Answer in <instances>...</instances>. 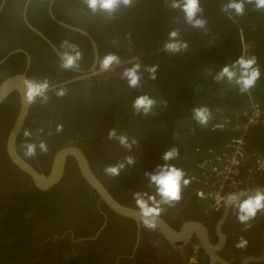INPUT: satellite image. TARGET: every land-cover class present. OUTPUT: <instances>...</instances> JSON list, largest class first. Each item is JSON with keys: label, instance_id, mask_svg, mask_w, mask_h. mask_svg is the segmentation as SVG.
Wrapping results in <instances>:
<instances>
[{"label": "flooded vegetation", "instance_id": "af4514ba", "mask_svg": "<svg viewBox=\"0 0 264 264\" xmlns=\"http://www.w3.org/2000/svg\"><path fill=\"white\" fill-rule=\"evenodd\" d=\"M16 1L7 8L8 15H3L0 19V37L9 48L17 45L22 47L11 48L8 53L18 50L27 56L22 52H15L4 62L21 55L24 60L21 72L28 63L26 79L46 78L49 82L47 102L37 99L36 103L29 106V117H26L17 137L18 139L20 136L18 154L36 171L48 175L57 152L68 147L76 148L83 154L91 173L113 199L138 210L132 193L155 191L149 187L148 178L144 175L149 172L143 167L145 157L133 148L129 150L121 146L115 139H108L112 124V97L123 92L125 84L122 71L135 61L122 69L116 67L79 78L83 74L88 75L91 70L99 71L101 59L111 53L107 21L115 16L117 10L111 15L102 11L93 13L84 0H60L55 6L60 17L57 18L52 8L57 0H54L50 9L51 0H42L30 12L31 22L27 18V10L32 0L25 9V17V0L20 15H16ZM5 3L6 0L0 15ZM58 22L84 31L95 48L84 35L67 29ZM27 23L40 31V34L43 35L44 32L43 36L55 46L59 54L64 51L61 44L65 40L78 45L82 53L79 67L68 70L61 68L57 54ZM139 55L130 52L122 55L120 61L136 60ZM67 81L70 82L65 83ZM59 88L65 89L63 96L56 95ZM57 125H62L63 130L58 132ZM26 130L31 135L25 136ZM40 141L46 142V152L40 150ZM26 143L37 145L32 157L24 155ZM127 156L134 157L135 164L126 165L117 177L105 175L106 166L122 162ZM22 174L23 176L15 175L13 180L1 181L0 194L31 182L27 175ZM247 186L249 184L237 191V194L244 193L242 198L257 190L264 192L261 180ZM43 192H48L53 197V212L31 218L27 239L31 243L30 249H37L40 252L37 258L46 264H61L62 259L91 257L95 258L97 264H186L193 255L198 264H264V212H259L251 221L252 227L245 231L244 225L237 220L235 209L224 205L219 211L209 212L205 202L197 198L195 189L190 184L182 188V199L174 207L165 205L159 217L171 230L178 233L174 238H168L157 227H144L140 221L123 217L108 208L85 181L73 156L65 157L60 180ZM188 223L204 227L207 243L201 241L196 232H188L185 226ZM199 234L203 235L200 231ZM241 236L248 241L244 249L235 247ZM31 252L26 251L29 256ZM248 258L259 260L247 261Z\"/></svg>", "mask_w": 264, "mask_h": 264}, {"label": "trees", "instance_id": "16d2710c", "mask_svg": "<svg viewBox=\"0 0 264 264\" xmlns=\"http://www.w3.org/2000/svg\"><path fill=\"white\" fill-rule=\"evenodd\" d=\"M14 1L6 0L0 19L8 15L6 10ZM39 1L42 3V0H32L28 6L27 18L31 22L30 12ZM23 2L16 1V15H20ZM228 2L200 0L203 12L198 16L206 20L204 28L186 23L181 9L171 7L172 0H132L131 6L118 8L115 16L107 21L111 53L119 58L130 52L139 53L135 63H140L143 73L138 87H129L124 79L123 92L112 97L111 129L116 124L122 127L131 124L141 129L140 133L135 129L124 135L130 143L136 141L132 148L145 157L143 167L149 172L164 163L162 154L168 148L176 146L180 155L169 163L182 168L190 177L208 150L224 151L236 136L232 131L203 130L193 119V108L207 106L212 112L209 124L221 116L233 121L234 112L246 109L250 101L264 103V10L245 0L244 14L236 16L232 10L222 11V6ZM56 3L60 0L53 5V12L60 18L55 11ZM171 30L179 32V40L187 41L186 50L179 53L163 50ZM11 48L22 47L9 48L0 37V59ZM241 55L256 56L262 73L256 86L244 94L236 85L214 79L223 65L231 64ZM15 58L0 65V82L22 71V56ZM151 65H158L155 80L144 71L145 66ZM143 94L157 101L148 115L135 114L132 108L133 100ZM17 108L16 94H10L0 104V184L13 180L15 175L23 176L9 162L4 148ZM244 143L247 165L252 166L256 157H264V124L248 129ZM16 147L20 149V136ZM260 180L264 183V171L247 187ZM52 207L53 197L37 190L31 182L0 194V264H46L37 258L40 253L37 249H30L27 230L32 217L51 214ZM26 251H32L31 256ZM61 264H97V261L94 257L62 259Z\"/></svg>", "mask_w": 264, "mask_h": 264}, {"label": "clouds", "instance_id": "9594fccd", "mask_svg": "<svg viewBox=\"0 0 264 264\" xmlns=\"http://www.w3.org/2000/svg\"><path fill=\"white\" fill-rule=\"evenodd\" d=\"M88 9L93 13L97 11L106 12L108 14L114 13L118 8L123 6H131L132 0H84ZM247 3H254L255 7L264 10V0H247ZM172 8H179L184 13L185 22L194 28H204L206 20L198 16L203 12L200 5V0H172ZM232 10L236 16L244 14L245 0H229V2L222 6V11L229 12ZM231 15V13H230ZM169 39L163 45V50L170 53H179L186 50L188 47L187 41L179 40V32L171 30L168 33ZM61 47L64 51L60 54V67L68 70L74 67H79V61L82 58V53L79 46L65 40ZM120 58L116 54L109 53L105 55L100 63V70L109 69L113 64H120ZM158 65L145 66L144 71L149 73V77L156 79ZM143 73L141 72V65L139 62L132 64L130 67H125L122 71V78L126 79L128 86L136 88L140 84ZM261 68L258 65L256 56L241 55L231 64L223 65L218 72L215 73L214 79L217 82L227 81L229 84H234L238 87L240 93H250L256 86L257 81L261 79ZM24 86L26 88L25 98L29 104L36 103L37 99L41 102H47V90L49 82L45 78L43 80L25 79ZM65 89L59 88L56 95L63 96ZM157 101L149 96L143 94L133 100L132 108L135 114L148 115L156 106ZM193 119L200 126H207L211 119L212 112L207 106H199L192 109ZM58 132L63 130L62 125H57ZM25 136L31 135L27 130L24 132ZM109 140H117L119 144L129 150L132 145L136 143L135 140L129 142V138L124 134H118L116 129H111L108 132ZM39 148L42 152L47 151V144L45 141H40ZM37 145L34 143H26L24 145V155L32 157L35 155ZM180 155L179 149L176 146L168 148L162 154L163 164H159L153 171L145 172L144 175L148 178L149 187L154 188L153 193L147 191H136L132 193L135 205L139 210L140 223L142 226L155 229L158 218L164 211V206L174 207L182 199V188L187 187L191 180L186 176L185 171L169 163V161L176 160ZM135 164V158L132 156L125 157V160L118 162L115 165H108L104 168V173L110 177H117L126 165ZM158 197V198H157ZM244 193L239 194L231 192L224 198L225 207L231 206L236 210L237 220L244 225V230L252 227L253 221L259 212H264V192L257 190L254 194L248 195L246 198ZM248 245L246 238L241 236L235 244V247L244 249Z\"/></svg>", "mask_w": 264, "mask_h": 264}, {"label": "water", "instance_id": "95a60500", "mask_svg": "<svg viewBox=\"0 0 264 264\" xmlns=\"http://www.w3.org/2000/svg\"><path fill=\"white\" fill-rule=\"evenodd\" d=\"M30 1L31 0H25L24 7H23V16L24 17H25V9H26V7ZM4 2H5V0H0V11L4 5ZM53 2H54V0L50 1L49 9H50L51 4ZM58 23L67 29H71L73 31H77V32L81 33L82 35H84L89 40L91 45L94 47L92 40L84 31L76 29L74 27H70L69 25L64 24V23H60V22H58ZM29 27L60 58V54L57 51V49L55 48V46L47 38H45L42 34H40L38 31H36L33 27H31L30 25H29ZM15 52L24 53L23 51H18V50L10 52L1 58L0 65L6 60V58L9 55H11ZM24 54L26 55V53H24ZM26 61H28V57H27ZM134 61H135L134 58L121 61L120 64H118V65L113 64L109 69L104 70V71H102V70H99V71L91 70V72L88 75L83 74V76L79 77V78H86L90 75H94L96 73H102V72L114 69L116 67L122 69L126 64L134 62ZM27 66H28V63H26V67L23 70V72L13 74V75L9 76L8 78H6L0 82V104L12 93H16L18 96L17 114L15 116V119H14L12 125L8 129V132H7V135L5 138V143H4L5 153L7 155L9 162L14 167H16L18 170H20L22 173L27 175L30 178L32 185L37 190L46 191V190L50 189L51 187H53L60 180L62 173H63V166H64V162H65V157L68 155L73 156L77 160L80 173L83 176V178L85 179V181L98 194L100 200H102L108 206V208H110L112 211H114L115 213H117L123 217H128V218L140 221L141 217L139 214V210L124 206V205L118 203L117 201H115V199H113V197L104 188V186L101 184V182L91 173V171L88 167V164L86 162V159L84 158L83 154L78 149L68 147V148H65V149L57 152L54 159H53L51 170H50V173L48 175H44L42 173H39L29 163H27L22 157H20V155L18 154L17 149H16V141H17V137L19 135V132H20V130L24 124V121L27 117V113H28L29 106H30V104L27 102V100L25 98L26 88H25L24 83H23L24 80L26 79L25 73H26ZM70 81H73V80H70ZM70 81H67L65 83H68ZM53 87H55V86H53ZM235 193H237V192H235ZM185 226L188 228L189 233H192V232L195 233L196 232L198 234V238L201 241L203 240L204 243L205 242L207 243L206 235H205V229L202 225L197 224V223H188ZM156 227L159 228V230L162 233H164L168 238H174V237L178 236V233L171 230L160 218H158V220L156 222ZM199 231L203 233L202 236L199 234ZM251 260L258 261L259 259H257V258H248L247 259V261H251ZM244 262H246V261H244Z\"/></svg>", "mask_w": 264, "mask_h": 264}, {"label": "built area", "instance_id": "2783aa9c", "mask_svg": "<svg viewBox=\"0 0 264 264\" xmlns=\"http://www.w3.org/2000/svg\"><path fill=\"white\" fill-rule=\"evenodd\" d=\"M264 124V103L250 101L246 109L234 112V119L221 116L216 121L202 126L211 132L232 131L236 133L225 150L215 153L208 150L197 162L190 175L197 198L203 200L209 212L219 211L224 206L228 193L237 192L255 182L258 174L264 171V157H256L252 166L247 165L244 149V135L251 127ZM186 264H198L194 255Z\"/></svg>", "mask_w": 264, "mask_h": 264}, {"label": "rangeland", "instance_id": "374dc122", "mask_svg": "<svg viewBox=\"0 0 264 264\" xmlns=\"http://www.w3.org/2000/svg\"><path fill=\"white\" fill-rule=\"evenodd\" d=\"M114 129L117 130L118 134H125L127 132H134V130L136 129L137 131L135 132H141L140 128H136L135 126L131 125V124H127L126 126L122 127L118 124L114 125Z\"/></svg>", "mask_w": 264, "mask_h": 264}, {"label": "bare ground", "instance_id": "6f19581e", "mask_svg": "<svg viewBox=\"0 0 264 264\" xmlns=\"http://www.w3.org/2000/svg\"><path fill=\"white\" fill-rule=\"evenodd\" d=\"M22 12V11H21ZM22 14V13H21ZM62 29V28H61ZM64 30V29H63ZM67 31V30H66ZM40 32V31H39ZM42 32V31H41ZM35 34H33L34 36ZM43 35H44V32H43ZM38 37V36H37ZM40 39V38H39ZM15 50V49H14ZM11 52V51H10ZM8 53V52H7ZM4 57V56H3ZM15 119V118H14ZM14 121V120H13ZM13 123V122H12Z\"/></svg>", "mask_w": 264, "mask_h": 264}]
</instances>
